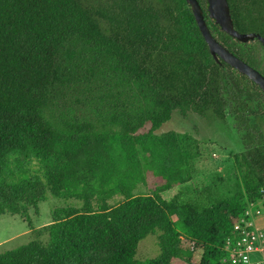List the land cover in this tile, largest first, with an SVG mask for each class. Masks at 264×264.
I'll list each match as a JSON object with an SVG mask.
<instances>
[{
  "label": "trees",
  "instance_id": "trees-1",
  "mask_svg": "<svg viewBox=\"0 0 264 264\" xmlns=\"http://www.w3.org/2000/svg\"><path fill=\"white\" fill-rule=\"evenodd\" d=\"M199 2L215 38L264 75L252 41ZM228 3L240 33L264 38V0ZM177 111L232 117L243 150L230 197L183 201L200 142L156 134ZM148 175L156 188L136 196ZM263 188L264 94L214 60L187 0H0V216L33 230L30 212L49 196L82 203L55 209L48 241L0 264H230L226 238ZM150 235L160 254L139 260Z\"/></svg>",
  "mask_w": 264,
  "mask_h": 264
},
{
  "label": "rangeland",
  "instance_id": "rangeland-1",
  "mask_svg": "<svg viewBox=\"0 0 264 264\" xmlns=\"http://www.w3.org/2000/svg\"><path fill=\"white\" fill-rule=\"evenodd\" d=\"M247 45L258 48L260 58H264V49L256 41ZM148 130L149 125L142 129L141 133ZM168 132L188 134L200 142L201 154L194 164L193 180L181 186L183 201L212 204L234 193L238 180L234 159L242 152L243 146L240 141L241 136L233 124L231 125L229 121H220L213 116L202 117L192 112L185 117L177 111L173 114L172 120L164 124L156 134L161 135ZM156 186V179L148 175L147 182L140 185L134 194L136 196L149 195ZM123 201L122 197H117L111 201V204L116 205ZM81 205V202L75 200L66 201L49 196L46 202L39 205V215L34 210L30 212L33 230L20 216H0V254L36 239L47 242L48 234L43 228L52 223V212L57 208L67 206L80 208ZM257 210H261L260 216H255ZM248 211L250 215L246 217L249 219L253 217L252 222L255 228L264 226L263 197L254 204L249 203ZM157 238L158 235H150L139 244L137 259H153L160 254ZM254 257H260V255L256 254Z\"/></svg>",
  "mask_w": 264,
  "mask_h": 264
},
{
  "label": "water",
  "instance_id": "water-1",
  "mask_svg": "<svg viewBox=\"0 0 264 264\" xmlns=\"http://www.w3.org/2000/svg\"><path fill=\"white\" fill-rule=\"evenodd\" d=\"M206 2L208 18L215 21V23L224 33L228 34L241 43H248L258 39L264 48V38L261 35L256 33H240L235 28L228 0H206ZM187 3L191 8L198 27L208 44L209 51L214 60L218 64H222V62H224L235 69L239 74L246 76L255 85H257L262 94H264V75L228 50L215 38L211 32L208 21L205 17L204 10L199 0H187ZM228 121L231 125L233 124L232 117L228 116Z\"/></svg>",
  "mask_w": 264,
  "mask_h": 264
},
{
  "label": "built area",
  "instance_id": "built-area-1",
  "mask_svg": "<svg viewBox=\"0 0 264 264\" xmlns=\"http://www.w3.org/2000/svg\"><path fill=\"white\" fill-rule=\"evenodd\" d=\"M260 193L264 194V188ZM261 197L264 199V195ZM247 215H250L248 210L244 217L234 222L233 230L226 238L225 261L230 264H264V226L255 228L252 222L253 217L249 219ZM260 215L261 210L255 211V216ZM256 254L260 257H254Z\"/></svg>",
  "mask_w": 264,
  "mask_h": 264
}]
</instances>
